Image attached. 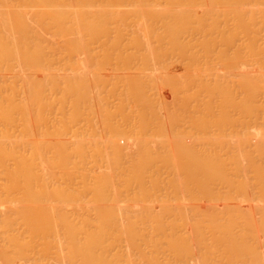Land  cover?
<instances>
[{
	"label": "bare ground",
	"instance_id": "obj_1",
	"mask_svg": "<svg viewBox=\"0 0 264 264\" xmlns=\"http://www.w3.org/2000/svg\"><path fill=\"white\" fill-rule=\"evenodd\" d=\"M0 264H264V0H0Z\"/></svg>",
	"mask_w": 264,
	"mask_h": 264
}]
</instances>
